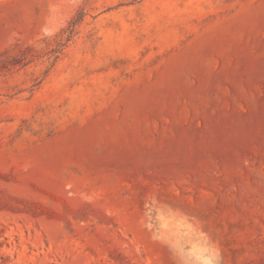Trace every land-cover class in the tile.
I'll return each mask as SVG.
<instances>
[{"label": "rangeland", "instance_id": "rangeland-1", "mask_svg": "<svg viewBox=\"0 0 264 264\" xmlns=\"http://www.w3.org/2000/svg\"><path fill=\"white\" fill-rule=\"evenodd\" d=\"M0 6V264H264V0Z\"/></svg>", "mask_w": 264, "mask_h": 264}, {"label": "crops", "instance_id": "crops-1", "mask_svg": "<svg viewBox=\"0 0 264 264\" xmlns=\"http://www.w3.org/2000/svg\"><path fill=\"white\" fill-rule=\"evenodd\" d=\"M7 2V0H0V6H3V5H5V4H8V3H6Z\"/></svg>", "mask_w": 264, "mask_h": 264}]
</instances>
